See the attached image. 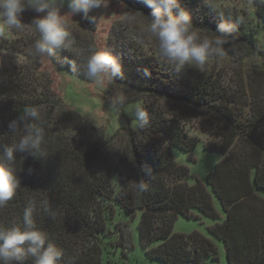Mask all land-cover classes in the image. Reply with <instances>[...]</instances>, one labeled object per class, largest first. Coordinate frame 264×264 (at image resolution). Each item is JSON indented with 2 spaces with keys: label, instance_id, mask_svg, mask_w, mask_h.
Wrapping results in <instances>:
<instances>
[{
  "label": "trees",
  "instance_id": "1",
  "mask_svg": "<svg viewBox=\"0 0 264 264\" xmlns=\"http://www.w3.org/2000/svg\"><path fill=\"white\" fill-rule=\"evenodd\" d=\"M117 1L131 12L150 16L152 9L144 0ZM179 3L189 11L193 25L208 35L222 19L237 25L231 34L239 52L234 77L192 68L177 73L154 54L117 40L110 49L123 65L124 78L114 84L137 93L136 100L149 112V126L133 129L125 118L126 124L110 140L102 133L95 141L76 140L57 128L63 103L49 75L39 70V58L31 55L39 33L14 40L0 37V50L16 52L24 60L10 67L0 62V143L22 135V130L13 133L8 128L9 121L25 106H37L46 152L41 158L15 154L20 184L12 200L0 207V227L20 224L26 204L34 201L36 226L62 252L60 264H101L109 247L132 249L131 232L119 215L130 220L139 216L138 243L147 259L160 264L217 261L213 240L223 245L227 264H264V63L243 68L248 59L264 60V49L245 19L222 13L206 0ZM252 4L264 27V0ZM81 53L76 57L60 49L46 58L57 71L90 81L79 67L86 57ZM181 108L204 120L213 140L203 149L221 156L205 180L193 178L192 185L186 183L188 168L177 164L171 153L172 148L190 153L200 141L187 133L188 120L175 111ZM120 131L124 146L111 163L103 149ZM141 179L147 185L143 191L134 188ZM213 197L223 213L221 222ZM45 202L56 210L55 218L43 210ZM193 211L213 222L207 227L211 238L196 231L173 232L178 217L198 218ZM26 264H32L31 258Z\"/></svg>",
  "mask_w": 264,
  "mask_h": 264
},
{
  "label": "clouds",
  "instance_id": "2",
  "mask_svg": "<svg viewBox=\"0 0 264 264\" xmlns=\"http://www.w3.org/2000/svg\"><path fill=\"white\" fill-rule=\"evenodd\" d=\"M107 3L108 0H0V30L23 29L25 24L21 19L22 14L26 10L33 11L36 15L30 25L39 33V38L32 45L31 55L50 59L57 50H67L73 46L74 40L65 22L67 17L72 19L81 13L87 17L92 9L107 6ZM144 3L152 9L150 16L127 11L120 15L122 22H141V42L153 46L160 61L177 73L185 65L200 70L212 57L239 54L231 35L236 30V24L222 19L212 32L214 34L208 35L206 29L193 25L189 11L181 7L179 0H144ZM64 4L67 13L61 15ZM225 45L230 47L226 49ZM70 64L71 70L77 71V65L74 62ZM79 67L88 80L101 87L124 78L120 59L109 49L90 48ZM128 100L129 97L123 91H117L109 97V106L119 111ZM132 114L137 128H148L149 112L142 105L137 104ZM40 119L37 106H25L19 116L8 123L13 133L22 130L23 134L12 139L11 143H0V207L12 200L20 184L15 154L27 153L33 158L46 155L42 148L44 133L38 124ZM134 188L143 191L147 185L141 179L135 182ZM36 210V203L29 201L20 224L0 227V264H26L29 258L32 264H60L62 252L50 242L47 233L36 226ZM43 210L53 218L57 214L48 202L43 205Z\"/></svg>",
  "mask_w": 264,
  "mask_h": 264
},
{
  "label": "rangeland",
  "instance_id": "3",
  "mask_svg": "<svg viewBox=\"0 0 264 264\" xmlns=\"http://www.w3.org/2000/svg\"><path fill=\"white\" fill-rule=\"evenodd\" d=\"M206 2L222 13L233 14L245 19L249 24L250 30H256L255 37L264 49V27L261 20L254 15L255 8L252 0H206ZM127 11L130 10L123 3L117 0H108L107 6L92 9L87 17L83 13L72 17V19L67 17L65 21L67 30L71 33L74 40L73 46L67 50L73 54L75 53L77 55L76 57L82 51L84 55L81 57H83L89 54L87 51L90 48L95 47V50H111L110 46L117 40L124 39L128 43L138 46L144 53L154 54L160 60L153 46H148L141 42L143 39L141 35L143 24L141 22L134 24L122 22L120 15ZM66 13L67 6L64 4L61 7V15ZM35 15L36 13L33 11L26 10L21 17L22 22L25 24L23 29L4 28L0 30V37L14 40L22 35H36L38 32L34 26L30 25ZM79 43L80 46L78 45ZM21 57L16 52L0 50V62L9 67L10 65L20 66L22 61H24ZM38 60L40 65L39 70L49 75V78L52 80L53 91L63 103L57 113V119L60 120L57 128L60 131L67 132L66 134L74 137L76 140L95 141L100 138L101 133L107 140H110L113 133L118 132V129L126 124L125 118L129 119L131 128H137L133 122L134 115L132 114L134 107L139 104L136 100L138 97L137 93L117 84L104 87L98 86L91 81L80 79L78 76L66 70L57 71L46 57L39 58ZM236 61L237 55L229 53L225 57L210 58L200 70L188 65H185L184 68L207 72L221 71L226 75V78L230 79L235 75L234 68L236 67ZM262 63H264L263 59L254 57L245 61V67L243 68L245 69L250 64ZM117 91H123L129 97L126 105L119 111L109 106V97ZM170 109L174 108L170 106ZM175 111L179 115L182 114L188 120H185L187 133L190 136L197 137L200 141L190 153H183L178 149L172 148L171 153L173 159L177 164L185 165L188 168L189 176L186 181L188 185L194 183L193 178L203 182L206 176L212 172L214 165L221 159L220 154L203 149V144H208L213 140V131L202 118L195 119L189 116L186 109L181 108ZM124 137L120 131L118 137L113 141H109V144L104 147L103 156L108 161H111V163L116 162V159L119 158L124 146ZM262 196L264 198V194ZM212 203L215 211L219 214V222H221L223 213L220 204L215 197L212 198ZM192 213L194 217L198 218L187 220L178 217L173 224V232L189 234L196 231L205 237H209L207 227L213 225V222L198 215L195 211ZM117 218L123 223L126 221L131 232V243L133 247L130 250L116 246L109 247L107 252L103 254L101 264H160L155 260L147 259L138 243L136 227L139 216L137 215L133 220L123 218L121 215ZM213 243L217 248V261L213 262L208 260L206 264H227L223 245L215 240H213Z\"/></svg>",
  "mask_w": 264,
  "mask_h": 264
}]
</instances>
